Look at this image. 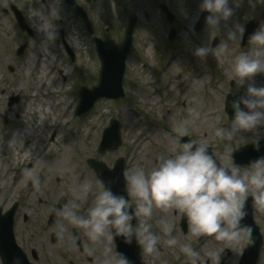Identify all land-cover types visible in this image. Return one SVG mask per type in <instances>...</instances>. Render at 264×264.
<instances>
[{"label":"rangeland","instance_id":"obj_1","mask_svg":"<svg viewBox=\"0 0 264 264\" xmlns=\"http://www.w3.org/2000/svg\"><path fill=\"white\" fill-rule=\"evenodd\" d=\"M75 3L86 10L88 19L94 27L93 35L101 39L110 38L117 43L123 39L129 16L134 15L136 17L132 48L126 60L123 79L124 98L114 101L113 105L101 98L86 115L80 117L75 115L78 91L82 86L90 87L97 82L99 61L92 36L84 30L82 20L74 13V6L66 5L64 0H0V93L4 92L0 94V147L7 137L6 128L12 129L18 124L17 115L15 116L14 113L17 114L22 105L26 103L25 97L23 99L21 93L18 95L19 92L15 90L19 77L21 76V79L25 80L32 79L34 82V78L44 62V57L46 60H53V62L61 60L65 68L68 69L66 73H63L55 68L57 65L53 66L52 73L55 74L56 79L52 82V86L56 82L61 85V91L54 92V96L62 98L63 105L68 102L69 110L73 109L70 132L74 134V143L69 155L71 163H76L82 170V176H75L70 181L61 178L57 181L52 176L49 180L46 179L44 184L41 183L49 171L46 163L48 155L44 157L39 166L33 165V162L40 158L43 153L40 147H46L47 144L48 146L51 145L52 148L59 146L55 141L59 134L58 126L54 124V121L51 122L50 116H46L43 124L38 125L31 137L25 139L26 142L22 144V149L26 153L25 160L20 162L19 154L15 156L16 160H12L13 162L11 159L3 160L0 157V179H2L0 181V207L5 212L13 203H19L14 217V221L20 220L17 231L20 239L28 243V249L31 246H36L39 252H42L41 254L46 257V259L41 260L42 262L31 260L38 264H70V262L72 264H101L104 258V242L89 243V239L83 237V235L87 236L83 229L69 224L60 216L57 217L53 226H49L47 220L61 197L65 199V205L73 201L74 195H72L71 186L74 183H79L86 172H89L87 173L89 175L88 180L94 183L98 181L95 172L87 164L88 158H96L108 167H112L114 161L121 156V148L122 153L127 155L134 152V150L131 152V147L124 136V131L127 130V122L123 118L124 114L139 122V127L133 129L137 136L148 130L159 131L158 137L153 132L151 143L148 144L150 151L155 149L151 166L158 156L168 152L166 148L169 149V145L162 144L161 133L169 132L170 139L177 135V129L181 126L187 129L185 136L197 143H205L207 147L209 146L210 153L217 159L218 163L231 165L234 163V159L232 155L229 158L226 153L230 150L232 154L244 147L239 143L225 147L220 139L215 136L214 130L220 124L225 123L227 119L230 120L223 108L224 93L230 89L229 95L234 96L241 90H245L248 82L246 81L244 86H238L239 81H233L231 65L235 56L243 50L242 48L245 47V51H248L253 47L252 44L247 42L242 45L241 39L239 42L228 41V50L224 54L220 56L212 54L215 47L224 43L230 30L225 31L222 26H218V31L214 28L209 29V27H206L207 31H204L205 23L202 27L204 32L202 30L196 31L194 27L202 12L199 7L200 0H75ZM132 3L142 9L126 10ZM160 5L166 6L172 14L173 21L171 23L167 21ZM11 6L16 7L22 13L25 24L32 30V36H28L18 25ZM229 6L233 7V16L229 20L223 21L224 23L240 24L245 28V25L252 21L257 24L256 30L259 27L264 28V0H229ZM39 8L47 17L48 30L50 31L48 44L43 42V37L33 25L36 23L34 12ZM190 11L192 12V19L187 21ZM57 28L62 30V36L57 33ZM171 29L176 32V37L173 40L168 39ZM205 32L209 38V42L205 45L209 47V55L201 60L193 53L197 47L202 46L201 42L197 40H200ZM53 33H55V39L51 38ZM71 34L73 37L78 36V39L71 40L72 45L67 43L70 42L69 35ZM79 40L82 41L80 49L75 47ZM21 47H23V53L17 55V49ZM175 56H179L182 62L176 67L174 66L170 73L164 75L163 70L174 60ZM41 59L42 62H40ZM28 62H32L30 74L24 71ZM10 67L14 70L12 73ZM48 78H45L44 86ZM252 82L257 86L264 85V73L256 74L252 78ZM190 84L189 90L195 93L197 87V92L200 95V105L196 104L193 111L192 127H188L183 121L184 110L191 97L183 98L185 102L181 99L182 90ZM22 88L24 89L23 92L26 93L25 86ZM167 88L172 91V94L168 96L167 104L164 106L166 113L171 115L170 118L166 117L165 119L168 126L164 120L159 118L160 116L156 111H152L154 110L153 105L148 101L142 102L144 99L155 100L154 103L159 105L160 95H162V91H167ZM17 95L19 100L18 103H15L13 99ZM7 98L12 99V111L9 113L10 124L5 127L2 124V117L7 113L4 109V102L7 101ZM215 104L218 106L216 110L219 117L215 115L217 120L214 128L210 131L211 136L208 140L203 141L200 137H196L193 130L195 127L201 126L200 122L205 118V112L213 108ZM159 112L161 111L159 110ZM111 119H115L120 124L121 144L114 151L100 154L97 152V147L101 141L103 129ZM126 119L129 121L128 117ZM61 134L63 141H65L66 134ZM159 149L162 151L160 152ZM124 161L125 175L130 169L128 167L130 161L128 158H124ZM17 170L20 171V177L16 180ZM29 174L38 177V183L32 181L30 185ZM56 193H58L57 197L54 196ZM6 198L9 199L8 204L3 203ZM129 202L132 204V210H134V200L131 196H129ZM166 212L170 214L168 225L172 231H178L184 238L183 244L190 243L193 248L203 241L212 244L211 256L200 259V264H220L218 255L226 249L229 250L230 256L224 264H239L243 249L246 247L244 239L232 243L237 246L236 258L233 245L222 244L213 236L204 235L199 238L189 236L188 222L187 230L182 231L180 227L182 216L178 212L176 213L174 209L165 211L154 208L153 231L158 235H162L159 225H161L162 217ZM139 219L136 220L137 224ZM253 220L262 237L261 254L264 250V213L255 209ZM61 224H63V230L60 228ZM75 233L80 236V239L83 237V241L86 240L82 244L84 251L81 254L78 252L76 254V250L74 252L75 244L72 237ZM52 236L54 241H51ZM139 246L142 261L147 264H189L184 254H170L168 252L170 247L162 242L158 245V254L153 255L145 254L142 246ZM110 247L112 248L110 255L113 261H118L119 256L115 251L114 240ZM163 252L165 254H162ZM71 253L74 257L70 255ZM257 264H260V256Z\"/></svg>","mask_w":264,"mask_h":264},{"label":"clouds","instance_id":"obj_2","mask_svg":"<svg viewBox=\"0 0 264 264\" xmlns=\"http://www.w3.org/2000/svg\"><path fill=\"white\" fill-rule=\"evenodd\" d=\"M199 7L208 13L205 23L209 29L218 31L220 22L233 16L229 0H200ZM243 32L242 25L234 24L224 43L215 47L212 54L225 53L228 41L239 42ZM51 38L55 39V33ZM248 42L253 47L236 55L231 65L233 81L238 80V86L248 82L244 95L229 103L226 98L230 89L224 93L223 108L231 109L232 118L216 127L214 134L225 147L239 143L260 152L264 148L260 142L264 138V85H255L252 78L264 73V28L255 30ZM193 54L203 60L209 55V47H197ZM186 134L185 127H178L177 135L169 140L168 154L158 156L149 170L141 165L128 169L124 194L113 192L102 181L86 179L71 186L74 199L56 209L57 215L83 229L90 241L104 242L101 264H130L122 254L115 262L110 255V245L117 237L128 244L135 241L148 255L158 254L161 242L168 247L177 245L166 222L161 221L162 235L153 231L154 208L174 209L186 218L194 238L208 235L227 243L250 239L251 229L242 220L247 215L245 203L249 197L256 210L264 213V155L244 166L221 164L205 143L181 142ZM226 154L231 158L230 150ZM29 178L38 183V177L29 174ZM129 196L135 205L131 212ZM89 200L91 203L81 214L82 203ZM137 218L139 223H133ZM60 228L63 230V224ZM180 251L189 264H200V254L190 243L183 244Z\"/></svg>","mask_w":264,"mask_h":264},{"label":"bare ground","instance_id":"obj_3","mask_svg":"<svg viewBox=\"0 0 264 264\" xmlns=\"http://www.w3.org/2000/svg\"><path fill=\"white\" fill-rule=\"evenodd\" d=\"M133 9L141 10L142 8L137 6L134 3H132L126 8V10H131V11ZM190 12H189V15L187 16V21L192 19L191 18L192 12L191 13ZM27 16H29V14H27ZM34 16H35L36 23L33 25L35 26L36 30L40 33V36L43 37V42L48 44V40L50 37V31L48 30L47 17L43 11L41 12L40 8L34 12ZM43 17H45V19H43ZM218 26H222L225 29V31H228L232 29L233 24H231L230 22L224 23L223 21H221ZM206 27H208L207 24L203 27L204 31L206 30ZM205 33L200 37V40H197L198 42H201L202 46H205L209 42V38H207L208 35L206 33V37H205ZM74 38L78 39V36L73 37L72 34L69 35L70 42H67V43L72 45L73 43L71 42V40L74 41ZM81 44H82V41L79 40L77 44H75V47L79 48ZM242 49L243 50L241 52L245 51L246 48L243 47ZM41 58L43 59L42 56ZM42 59L40 62H42ZM36 62H38V60H36ZM181 62H182V59L179 56H175L174 60L171 63H169V65L166 67L165 70H163L164 75H166L167 73H170L173 70L174 66L176 67ZM31 64L32 62H28L24 67L25 68L24 71H26L27 74L31 73L30 71ZM55 65H57L55 68H58L59 71H62L63 73H66L68 71V69L65 68L64 63L61 60L57 62H53V60L51 59L46 60L44 57V62L42 63L39 72L36 74V77L34 78L35 80L34 82L32 81V79L25 80V79H21V76L19 77L18 83L15 86V90L19 92L18 95H20L21 93V97L23 96L22 97L23 99L25 97L24 101L26 103L22 105L21 110L18 111L17 114L16 112L14 113L15 116L17 115L18 124L12 129L6 128L5 131L7 133V138L5 139V141L2 143L0 147V157H2L3 160L11 159V162H13L14 160H16L15 156L17 154L20 155V158H19L20 162L22 160H25L26 153H25V150L22 149V144L26 142L25 139L31 137V135L35 132L36 127L38 125L43 124V120L46 119V116H50L51 122L54 121L55 122L54 124L58 126L59 134L57 135L55 141L58 143L59 146L57 147L54 146L52 148L51 145L48 146L47 144L46 147H40V149L43 150V153L40 155V158L36 159L33 162V165L37 167L42 163L44 157L48 155L46 159V163L48 164V166L47 165L46 166H47V170L49 171L48 172L49 174L46 175L45 179L41 180L42 184L46 182V179L49 180L50 177L52 176L57 181L60 178L66 181H70L71 179L75 178V176L76 177L82 176V170L79 168L78 165H76V163H71V158L69 155L72 144L74 143V140H73L74 134L70 132L71 131V121L73 119L72 118L73 109L69 110L68 102L63 105L62 104L63 99L60 97L56 98L54 96V92L58 93L61 91V85L58 82H56L52 86V82H54L56 79L55 74L52 73L53 66ZM47 77L49 78L47 79L46 85L44 86L45 78ZM191 84L186 86L181 92V99L183 101L185 100L183 98L191 97L190 102L187 104V106L185 105L186 107L184 110V118H183V121L187 122L186 125L188 127H192L191 123L193 121V116H194L193 111L195 109L196 104L200 105V101H199L200 95L197 92V87L193 86L194 88L196 87L195 88L196 91L194 93L193 91L189 90ZM23 86H25L26 93L23 92L24 91V89L22 88ZM169 94H172V91L168 88H167V91H162V95H160L161 97H160L159 105L154 103L155 100H149V99L142 100L143 103L148 101L151 105H153L154 110L152 111H156L158 115L160 116L159 118L164 120V122H165L166 117L170 118L171 116L166 113V109L164 110V106L168 102ZM18 95L15 97L19 99ZM196 99L198 100V103H196L197 101ZM217 108L218 106L217 104H215L213 108L208 109L205 112V115H206L205 118L200 122L201 126L197 128L195 127V129L193 130L196 137H200V139L203 141L208 140L211 136L210 131L214 128L215 122L217 120L216 117H219V114L217 115V110H216ZM159 110L161 112H159ZM127 117L129 118V121L126 119ZM123 118H125L127 122V130L124 131V136L128 144L131 147V152L133 150L134 152L131 153L130 155H127L126 153L125 154L122 153L123 150L121 148L120 149L121 156L119 157L123 159L124 158L129 159L130 161L128 163L129 168H132L137 165H141L146 170H149L152 167L151 160L154 158L155 149L150 151L148 149V144L151 143V138L153 137L154 131L152 132L151 130H148L147 132L142 133L141 135L137 136V134L133 132V129H135V127L136 128L139 127V122L135 118L129 117V115L127 114H124ZM165 124L168 126L167 121L165 122ZM61 133L66 134V137L64 139L65 141H63ZM154 133L158 137L159 131L157 130ZM161 136H162V144H164L165 146L169 145V140H170L169 132L167 131L162 132ZM166 150L168 149L166 148ZM159 151L161 152L162 149H159ZM166 154H168L167 151H166ZM226 162L228 163V161ZM87 173L89 172H86V174L80 180V182H83L86 179L88 180L89 175ZM0 181H2V179H0ZM72 195H74L73 192H72ZM54 196L57 197L58 193H56ZM3 203L8 204L9 199L6 198ZM90 203H91V200H89L86 203H82L81 214H83L84 210L89 206ZM169 218H170V214L169 212H166L165 215L162 217V221L169 224V221H170ZM19 223H20V220H16L15 226L18 227ZM159 230L161 232V225H159ZM172 232H173L172 235L175 236L178 243L175 247H170L168 252L173 255L183 254L180 251V248L183 245L184 238L180 235L178 231H172ZM188 234L189 236H192L190 233V230L188 231ZM84 239H88V237L85 236ZM88 242L92 243V241L90 240ZM221 243L227 244V245H233L232 243H227L223 241H221ZM232 248L234 250V256L237 258V254H238L237 246L233 245ZM195 249L200 254V259H205L211 256L213 247L211 243H207L206 241H203L200 243V245L196 246ZM162 254H165V252H163ZM260 264H264V250L260 254Z\"/></svg>","mask_w":264,"mask_h":264},{"label":"water","instance_id":"obj_4","mask_svg":"<svg viewBox=\"0 0 264 264\" xmlns=\"http://www.w3.org/2000/svg\"><path fill=\"white\" fill-rule=\"evenodd\" d=\"M68 4H72V0H66ZM163 10L166 12L168 20L171 22L172 17L168 13L165 7H162ZM75 13L80 16L84 22L85 30L89 34H93L94 30L87 19L85 13L79 8H75ZM208 15L207 12L202 13L200 16L197 24L196 29L198 30L205 22V17ZM20 25L24 28L22 24V19L18 17ZM136 19L134 16H131L128 22V27L125 31L124 40L120 44L114 43L112 40H105L101 41L99 38L94 37L93 40L96 46V52L98 54L100 60V72H99V81L97 85L93 86L91 89H87L85 87L81 88L79 92L80 101L77 108V114H85L87 113L90 108L93 106L94 102L104 96V97H111L114 99H119L123 97L122 93V79L124 75L125 69V59L130 52L131 46V37H132V30L135 26ZM255 31V25L250 22L246 26V31L243 36L242 43L246 42L250 35ZM175 36V32L171 30L169 34V38L172 39ZM22 52V47L18 50V53ZM245 91H242L239 95L234 97H227L228 102L230 103L231 100L235 99L238 96L244 95ZM226 111L228 112L230 119L232 118V111L229 107H226ZM181 141H188L186 138L181 137ZM262 145H264V139L260 141ZM120 144L119 138V125L116 121H111L109 127H107L103 134V140L99 146L98 151L100 153H104L107 150L116 149ZM252 150V147L246 146L238 151L234 152L235 163L240 164H248L251 160H254L256 157L260 155H256L249 159H242L241 155L248 153ZM89 164L94 168L97 173V177L100 181L104 182L108 187H110L113 192L117 194H124V177H123V168H124V160L117 159L114 168L111 170L105 166L104 163L97 161L95 159H89ZM19 176L17 175V178ZM114 181V182H113ZM64 199H61L58 205L56 206L55 210L52 212L50 216V223L54 221L57 216L56 209L62 208L64 205ZM15 206L10 209L4 216L0 215V224L4 226L5 229H11L12 226V215L14 212ZM255 207L251 202V197L245 203V209L247 215L244 217L242 224L247 226L251 229L250 239H253V244L248 245V247L244 250L243 257L241 259L240 264H255L259 255V250L261 246V237L258 233L257 227L254 226L252 221V210ZM135 223V221H133ZM181 227L183 230H186L187 227V220L186 218L182 217L181 220ZM250 239H246L249 241ZM117 251L119 256L122 254L124 257L128 259L130 264H144L140 260L138 244L134 241L131 244L125 243L123 238L117 237L115 238ZM229 256V253L225 255V252L221 253L219 258L221 262H224L226 258ZM17 264H25L24 256L19 254L16 256ZM10 260V259H9ZM7 258L3 257V264H10Z\"/></svg>","mask_w":264,"mask_h":264},{"label":"flooded vegetation","instance_id":"obj_5","mask_svg":"<svg viewBox=\"0 0 264 264\" xmlns=\"http://www.w3.org/2000/svg\"><path fill=\"white\" fill-rule=\"evenodd\" d=\"M14 70H13V68H12V71L11 72H13ZM2 93H4V92H1L0 94H2ZM13 100H15V103H18V98H15V99H13ZM1 102V101H0ZM4 109L6 110V115H4L3 117H2V124L5 126V127H7V126H9V124H10V118H9V113H11V111H12V99H9V98H7V101L6 102H4ZM3 109V110H4ZM11 115V114H10ZM13 232L15 233L14 234V236H15V241H16V243L18 244V246H20V248L24 251V253L26 254V257H27V259L29 260V261H31V260H34V261H41L43 258H45L46 259V257H44V255L43 254H41L42 252H39V250H38V248L36 247V246H31L30 247V249H28L29 247H28V243H26V242H24V240L23 239H18V234H19V232L17 231V229L16 228H14L13 229ZM78 237H75L74 235H73V237H72V240L74 241V244H75V248H74V252H75V250H76V254H78V253H83V237H81L82 239H80V236L79 235H77ZM8 244H5L4 245V248H8ZM70 252H72V251H70ZM78 252V253H77ZM42 255V256H41ZM42 262V261H41ZM37 263V262H36ZM38 264V263H37Z\"/></svg>","mask_w":264,"mask_h":264}]
</instances>
